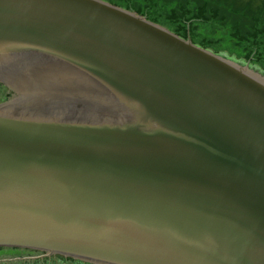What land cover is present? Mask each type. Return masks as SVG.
Listing matches in <instances>:
<instances>
[{"label":"water","instance_id":"obj_1","mask_svg":"<svg viewBox=\"0 0 264 264\" xmlns=\"http://www.w3.org/2000/svg\"><path fill=\"white\" fill-rule=\"evenodd\" d=\"M0 82V248L264 264V75L102 0H0Z\"/></svg>","mask_w":264,"mask_h":264},{"label":"rangeland","instance_id":"obj_2","mask_svg":"<svg viewBox=\"0 0 264 264\" xmlns=\"http://www.w3.org/2000/svg\"><path fill=\"white\" fill-rule=\"evenodd\" d=\"M102 1L145 18V15L149 14L152 17L149 20L146 18L148 21L184 39H190L196 46L248 66L264 75V0ZM181 6L192 9L188 20L193 18L200 20L184 23L185 20L183 22L182 19H177L175 12L180 10ZM201 6L208 10L202 19L198 17V8ZM210 14H215V17H210ZM253 42L257 43V50L248 46ZM4 93L5 91L0 90V103L6 98ZM9 250L0 248V264H87L61 255H51L53 258L44 257L43 252L39 251L34 254H23L16 253L21 250L15 249V253L3 255Z\"/></svg>","mask_w":264,"mask_h":264},{"label":"trees","instance_id":"obj_3","mask_svg":"<svg viewBox=\"0 0 264 264\" xmlns=\"http://www.w3.org/2000/svg\"><path fill=\"white\" fill-rule=\"evenodd\" d=\"M216 9V8H215ZM181 10H183V12L181 11ZM198 11H199V15H198V17L199 18H203L205 15H207V13H208V10H207V8H205V7H199L198 8ZM191 15L192 14V9L190 8V7H182L181 6V9L180 10H178L177 12H175V15H176V18L177 19H182V21L184 22V20H185V22L184 23H187V22H191V21H196V20H200V19H198V18H193L192 20L191 19H189L188 20V15ZM215 15V14H214ZM213 14H210V17L212 16V17H215ZM146 16V18L149 20V18H151L152 16L151 15H145ZM174 20H176V19H174ZM186 20H188V21H186ZM189 25V24H188ZM178 35V34H177ZM181 37V36H180ZM244 40V39H243ZM248 46H250L251 48H253V49H255V50H257V48H258V46H257V43L256 42H253V43H249V45Z\"/></svg>","mask_w":264,"mask_h":264},{"label":"flooded vegetation","instance_id":"obj_4","mask_svg":"<svg viewBox=\"0 0 264 264\" xmlns=\"http://www.w3.org/2000/svg\"><path fill=\"white\" fill-rule=\"evenodd\" d=\"M0 86H1L0 90L1 91H5L4 94H6V98H5L4 102L5 101H8L9 99H12V98L15 97L16 92L14 91L13 88L8 87L6 84L1 83V82H0ZM3 249H10L11 251H9V252H11V253H15L16 252L15 249L21 250L20 252H16V253H23V254H34V253L37 252L36 250H33V249H25V248H3ZM42 256H44V257H51V258L54 257V256L53 257L52 256H47L44 252H43ZM41 258H43V257H41Z\"/></svg>","mask_w":264,"mask_h":264},{"label":"bare ground","instance_id":"obj_5","mask_svg":"<svg viewBox=\"0 0 264 264\" xmlns=\"http://www.w3.org/2000/svg\"><path fill=\"white\" fill-rule=\"evenodd\" d=\"M9 251H11V250H9ZM9 251H8V252H4V253H6V254H3V253H2V254L5 255V256L10 255L11 252H9ZM77 261L80 262V260H77ZM81 262H83V261H81ZM83 263H87V262H83ZM75 264H77V263H75ZM87 264H89V263H87Z\"/></svg>","mask_w":264,"mask_h":264}]
</instances>
